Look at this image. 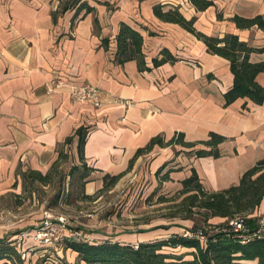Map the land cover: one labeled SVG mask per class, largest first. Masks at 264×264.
<instances>
[{
	"label": "crops",
	"instance_id": "crops-1",
	"mask_svg": "<svg viewBox=\"0 0 264 264\" xmlns=\"http://www.w3.org/2000/svg\"><path fill=\"white\" fill-rule=\"evenodd\" d=\"M81 1L93 10L84 14L82 9L75 16V5L53 21L51 12L59 0H0V237L6 236L7 241L22 243L23 247L34 243L32 237L24 235L21 241L18 237L33 227L26 218L3 219L1 200L27 193L32 185L25 188L19 171L46 173L59 149L67 153L59 170L71 174V167L81 164L79 136L74 134L79 127L85 135L83 162L92 168L85 177L83 192L92 198L102 188L103 176L125 171L137 148L156 134L169 139L181 131L189 141L206 139L211 131L227 137L219 144L218 157L196 156L194 149L176 145L154 146L135 159L131 168L145 159L154 172L164 166L162 173L167 172L170 179L163 184L179 189L192 168L206 189L220 190L238 183L245 170L264 158V103L237 98L225 105L224 93L233 83L229 61L209 53L194 34L153 12L156 4L163 10L176 7L187 19L194 17V26L208 35L237 34L249 45L261 47L264 29H239L229 18L234 14L264 15V0H213L214 4L203 11L190 0ZM120 22L142 34L150 70L140 71L135 60L123 64L115 61ZM103 38L108 39L107 44L102 43ZM162 48L169 49L178 60L153 67L152 58L160 56ZM250 58L264 60V53L253 52ZM256 80L264 84V71ZM81 84L98 87L103 104L97 107L74 101L71 86ZM114 97L132 103L126 105ZM70 135L71 142L65 144ZM49 184L38 183L43 188ZM29 193L27 199L34 191ZM99 211L95 208L79 221L98 231L92 243L133 244L179 232L165 233L161 228L119 232L112 226L104 227L106 222L99 218ZM251 215L264 223V203ZM64 247L62 263L87 264L76 251ZM23 263L46 264L38 259L37 252ZM253 263L239 260L235 264Z\"/></svg>",
	"mask_w": 264,
	"mask_h": 264
},
{
	"label": "trees",
	"instance_id": "trees-1",
	"mask_svg": "<svg viewBox=\"0 0 264 264\" xmlns=\"http://www.w3.org/2000/svg\"><path fill=\"white\" fill-rule=\"evenodd\" d=\"M192 5L199 11L213 5V0H190ZM76 5L75 16L85 9L84 14L93 10L86 2L81 0H59V5L52 10L53 21L59 14ZM154 14L161 20L179 24L187 31L194 34L206 45L209 53L221 56L229 61V68L233 74L232 86L224 93L225 105L230 104L237 98H249L257 104L264 103V84L256 80L258 73L264 71V60L252 61L250 56L253 52L264 53V46L254 47L241 40L237 34L225 33L222 36L208 35L194 26L195 18L187 19L176 7L163 10L162 6H153ZM218 18H222L217 13ZM239 29L256 26L264 29V15L243 16L234 14L229 18ZM98 30V20L94 19V31ZM116 53L115 61L123 64L135 60L140 71L150 70L146 64L143 52V36L126 22H120L115 36ZM108 39L103 38L102 43L107 44ZM160 56L152 58V66L157 67L166 62L174 63L178 60L169 49L162 48ZM74 134L79 136L78 151L81 164L72 166L70 173L77 171L81 195L91 199L90 195L83 192L85 177L92 170L83 162V146L85 135L83 128L79 127ZM227 139L217 132L211 131L206 139L189 141L181 131H176L172 137L166 139L163 134H156L142 147L137 148L134 156L130 159L127 169L115 175L105 174L101 190H106L115 185L128 171L135 159L150 152L154 146L167 147L180 145L184 148L194 149L196 156L211 155L220 156L219 144ZM72 135L67 136L65 144H69ZM197 145L202 147L195 149ZM67 158V153L62 149L58 151L57 159L52 163L46 173L39 170L28 169L19 171V175L25 185L35 183L49 184L54 175L59 177L60 164ZM164 166H160L156 174L160 181L169 180V174L165 172L160 176ZM182 187L177 192L179 201L176 205L185 217L195 213L204 215L205 226L210 230L202 232L205 236L203 241L198 237H184L180 234L170 235L168 238L156 239L148 242L124 243L119 241H103L99 243L68 240L67 246L77 252L78 258L87 264H235L239 260L254 261L253 264H264V235L252 236L244 240L240 233L234 232L231 220L241 219L249 232H254L260 227L257 216L251 214L264 203V158L257 160L251 167L245 170L238 183L232 184L220 190L206 189L194 168L191 174L184 178ZM161 201L166 200L160 196ZM219 217L220 222L212 223L211 218ZM190 248L187 252H173L164 247ZM16 246L9 241L0 239V264H24L19 258ZM190 255V258H185ZM64 264V263H58Z\"/></svg>",
	"mask_w": 264,
	"mask_h": 264
},
{
	"label": "rangeland",
	"instance_id": "rangeland-1",
	"mask_svg": "<svg viewBox=\"0 0 264 264\" xmlns=\"http://www.w3.org/2000/svg\"><path fill=\"white\" fill-rule=\"evenodd\" d=\"M178 152L180 151L178 150ZM152 169L148 159L142 160L124 174L115 185L106 190L99 189L95 197L91 199L82 197L77 171L68 175V172L63 171V168H61V174H63L61 178L57 173L46 188L35 183L29 187L30 189L25 194L17 195V197L9 195L3 197L1 200L3 219L10 221L20 217L26 218L33 227L31 230H25V233L18 237V240L21 241L24 235L31 236L34 242L32 245L23 247L22 243L19 245L13 240L9 242L18 246V255L23 262H29L30 255L37 252L38 259H42L43 263L58 264L48 262L49 257L62 263L64 246L68 244V240L83 241L86 237L89 238L88 242L96 240L94 232L98 231L94 230L95 227L82 226L79 223L86 216L85 214L91 213L95 208L100 209L99 218L106 222L104 227L112 226L114 229H119V232L161 228L165 233L169 230H176L179 231L177 233L179 234L183 231L206 232L210 230L205 226L202 213L198 212L190 217H185L183 213L179 212L180 209L176 205L179 201L177 198L179 188H175V185L163 184V181L159 180L156 172ZM162 172L160 176L164 174ZM31 191H34V195L27 199ZM160 196L165 197L166 200L161 201ZM16 205H19L20 208H17ZM46 213L53 217L60 214L67 216L69 219L68 228L80 232L81 237L86 236L84 239L78 240L70 235L67 237L68 240L55 241L52 244H48L41 238H36L35 230L43 225V221L47 218ZM219 221L216 218L210 219L212 223ZM7 238L6 236L0 237L5 241ZM164 249L173 252H187L185 247L181 246L164 247ZM23 252L25 256L22 255ZM58 252H61V255Z\"/></svg>",
	"mask_w": 264,
	"mask_h": 264
},
{
	"label": "built area",
	"instance_id": "built-area-1",
	"mask_svg": "<svg viewBox=\"0 0 264 264\" xmlns=\"http://www.w3.org/2000/svg\"><path fill=\"white\" fill-rule=\"evenodd\" d=\"M70 96L74 101L89 102L97 107L103 104V98L100 90L98 87L90 84L72 85L70 89ZM114 100L123 102L126 105L132 103L131 100L119 97H114ZM46 214L47 218L43 221V225L35 230L36 238H41L48 242V244H52L55 241L68 240L67 237H70V235H73L78 240H81L82 238L84 239L86 236L84 235V237H81L80 232L68 228L69 219L67 216L60 214L53 217L50 216L49 213ZM230 224L232 225L233 231L240 233L244 240H247L252 236L264 235V223H262V221H260V227L254 232H249L247 226L241 219L231 220ZM179 234L184 237H198L202 239L201 241L205 239L202 232L183 231ZM83 241H89V238L86 237ZM22 255L25 256V253L23 252ZM48 262L59 263L58 260L51 257L48 258Z\"/></svg>",
	"mask_w": 264,
	"mask_h": 264
}]
</instances>
